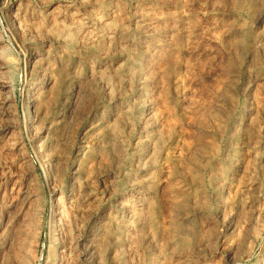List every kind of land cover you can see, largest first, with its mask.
<instances>
[{"label":"rangeland","instance_id":"1","mask_svg":"<svg viewBox=\"0 0 264 264\" xmlns=\"http://www.w3.org/2000/svg\"><path fill=\"white\" fill-rule=\"evenodd\" d=\"M4 78L0 264H264V0H0Z\"/></svg>","mask_w":264,"mask_h":264},{"label":"bare ground","instance_id":"2","mask_svg":"<svg viewBox=\"0 0 264 264\" xmlns=\"http://www.w3.org/2000/svg\"><path fill=\"white\" fill-rule=\"evenodd\" d=\"M150 13V12H149ZM159 18V17H158ZM149 21V20H148ZM148 21H147V23H148ZM150 24V23H149ZM8 68V67H7ZM2 73V72H1ZM7 73V72H6ZM2 75L4 76V73H2ZM5 77V76H4ZM1 82H0V86H1V90L3 91V93L4 94H9L10 92H8V89H9V82H8V80L6 81L5 80V78L4 79H1L0 80ZM3 99H5L4 100V105H7L9 102H10V99H9V96L7 95L5 98H3ZM3 102V101H2ZM32 111V110H31ZM27 123H29V122H27ZM27 128H30L29 126H27ZM53 211V214H54V209L52 210ZM52 214V215H53ZM52 227V226H51ZM50 227V228H51ZM52 234H51V239L53 240H55V234H54V229H53V227H52ZM52 247V246H51ZM53 248V247H52ZM51 253H53V252H51ZM54 256V255H53Z\"/></svg>","mask_w":264,"mask_h":264}]
</instances>
